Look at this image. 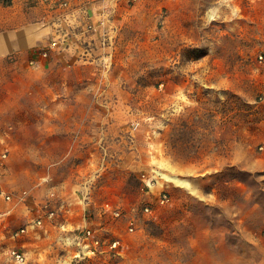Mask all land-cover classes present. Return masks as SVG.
Segmentation results:
<instances>
[{
	"label": "rangeland",
	"instance_id": "rangeland-1",
	"mask_svg": "<svg viewBox=\"0 0 264 264\" xmlns=\"http://www.w3.org/2000/svg\"><path fill=\"white\" fill-rule=\"evenodd\" d=\"M89 2L62 40L0 0L1 182L46 263L264 264V0Z\"/></svg>",
	"mask_w": 264,
	"mask_h": 264
},
{
	"label": "crops",
	"instance_id": "crops-1",
	"mask_svg": "<svg viewBox=\"0 0 264 264\" xmlns=\"http://www.w3.org/2000/svg\"><path fill=\"white\" fill-rule=\"evenodd\" d=\"M27 1L34 6L40 5L48 12H58V25L60 26L58 30H60L59 35L62 40L66 39L67 36L64 29L69 30L67 26L76 22L79 13L86 12L89 16H92L94 14L93 10L98 6L97 4H91L89 0H72L71 6L68 9L58 11V9H52L41 4H36L32 2V0ZM105 1L106 0L100 2L102 7L105 6ZM78 2H82V6H76ZM99 10H101V8H99ZM102 14L103 13L95 14L94 20L105 24L107 19ZM0 212L5 214L0 217V264H13V261L8 254V250L13 246H18L24 250L28 254L32 264H49L48 262L50 259H47L46 263V259L43 256L45 253L38 240L33 239L35 235L38 236V234H41V230H36V233H34L33 231L35 230L31 229L33 225L29 224L31 223L32 215H35L36 212H38L33 209V205L26 201H6L4 198L0 197ZM46 224V229L48 230L51 224ZM67 224L73 227L79 225L74 222H68ZM62 225L66 224L63 223ZM24 226L28 227L27 233L14 237L12 233ZM53 226H58V224L53 223ZM33 233L35 235H32ZM56 260L59 262L57 264H62L60 259L57 258Z\"/></svg>",
	"mask_w": 264,
	"mask_h": 264
},
{
	"label": "built area",
	"instance_id": "built-area-1",
	"mask_svg": "<svg viewBox=\"0 0 264 264\" xmlns=\"http://www.w3.org/2000/svg\"><path fill=\"white\" fill-rule=\"evenodd\" d=\"M32 2H34L36 4L44 5L48 8L58 9V11H59V10L68 9L71 6L72 0H32ZM54 45H56V42H53L51 47H54ZM43 54L47 55V52H44ZM263 147L264 146H262V148ZM5 157H6L5 153L0 156V197L4 198L6 201H12V199H13L12 194H10L6 190V188L3 186L2 182H1V169L4 165V158ZM159 200L161 203L168 201L169 200L168 192L162 191L160 193ZM149 209H150L149 206H146V210H149ZM3 215H5V214L0 212V217H2ZM41 223H42L41 220H35L34 222H31L29 224L36 226V225H39ZM27 231H28V227L24 226V227H20L19 229L14 231L12 234L14 237H17V236H20L22 234L27 233ZM90 237H92V238L94 237V233H93L92 229L91 228H84V240H86ZM93 241L95 243L99 242L98 239L93 240ZM116 243L117 242H114L113 246H115ZM8 254H9V257L11 258V260L13 261V264H32L30 258L28 257V254L24 250L19 248L18 246L11 247L8 250Z\"/></svg>",
	"mask_w": 264,
	"mask_h": 264
}]
</instances>
